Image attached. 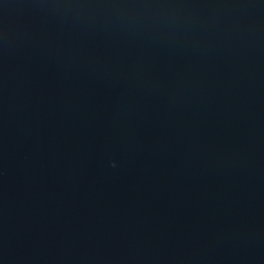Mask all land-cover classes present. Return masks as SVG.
Segmentation results:
<instances>
[{
  "label": "water",
  "instance_id": "1",
  "mask_svg": "<svg viewBox=\"0 0 264 264\" xmlns=\"http://www.w3.org/2000/svg\"><path fill=\"white\" fill-rule=\"evenodd\" d=\"M0 264H264V0H0Z\"/></svg>",
  "mask_w": 264,
  "mask_h": 264
}]
</instances>
